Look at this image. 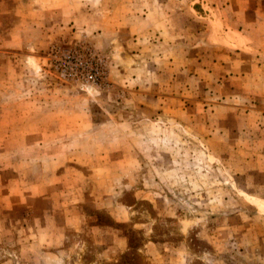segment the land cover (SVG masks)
<instances>
[{
	"label": "rangeland",
	"instance_id": "rangeland-1",
	"mask_svg": "<svg viewBox=\"0 0 264 264\" xmlns=\"http://www.w3.org/2000/svg\"><path fill=\"white\" fill-rule=\"evenodd\" d=\"M0 264H264V0H0Z\"/></svg>",
	"mask_w": 264,
	"mask_h": 264
}]
</instances>
